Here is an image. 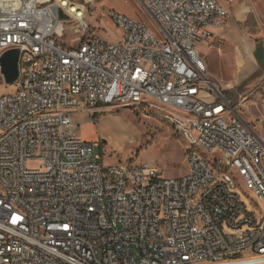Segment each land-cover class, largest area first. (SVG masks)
<instances>
[{
    "label": "built area",
    "instance_id": "built-area-1",
    "mask_svg": "<svg viewBox=\"0 0 264 264\" xmlns=\"http://www.w3.org/2000/svg\"><path fill=\"white\" fill-rule=\"evenodd\" d=\"M99 1L0 0V58L20 51L0 92V264H264V80L231 98L196 49L231 11L139 0L158 33L110 9V40L87 21ZM114 105L161 114L189 171L105 166L72 115Z\"/></svg>",
    "mask_w": 264,
    "mask_h": 264
},
{
    "label": "rangeland",
    "instance_id": "rangeland-1",
    "mask_svg": "<svg viewBox=\"0 0 264 264\" xmlns=\"http://www.w3.org/2000/svg\"><path fill=\"white\" fill-rule=\"evenodd\" d=\"M110 9L142 19L158 33L157 23L139 0H100L87 21L100 28L107 39L121 36V30L109 17ZM76 40L71 31L61 39L67 45H74ZM259 46L264 49V0H237L227 24L212 29L211 36L199 42L196 49L207 64L213 84L234 98L235 91L264 80V61L259 63L256 57ZM15 89V84L0 85L1 93ZM72 117L79 138L101 144L97 152L102 154L105 166L133 161L159 170L165 178L181 177L189 171L186 140L151 109L114 105L95 114L80 110ZM30 165L38 167L37 163ZM242 188L253 196L246 184L242 183Z\"/></svg>",
    "mask_w": 264,
    "mask_h": 264
},
{
    "label": "water",
    "instance_id": "water-1",
    "mask_svg": "<svg viewBox=\"0 0 264 264\" xmlns=\"http://www.w3.org/2000/svg\"><path fill=\"white\" fill-rule=\"evenodd\" d=\"M256 57L259 63L264 61V49L261 46L257 48ZM19 61L20 51L18 49H11L0 58V64L8 84H14L19 78Z\"/></svg>",
    "mask_w": 264,
    "mask_h": 264
},
{
    "label": "crops",
    "instance_id": "crops-1",
    "mask_svg": "<svg viewBox=\"0 0 264 264\" xmlns=\"http://www.w3.org/2000/svg\"><path fill=\"white\" fill-rule=\"evenodd\" d=\"M224 6H226L228 9H230V11H231V9H232V5L237 1V0H235L234 2H232V3H229L227 0H219Z\"/></svg>",
    "mask_w": 264,
    "mask_h": 264
},
{
    "label": "bare ground",
    "instance_id": "bare-ground-1",
    "mask_svg": "<svg viewBox=\"0 0 264 264\" xmlns=\"http://www.w3.org/2000/svg\"><path fill=\"white\" fill-rule=\"evenodd\" d=\"M240 63H241V65H243V64H244V62H243L242 60L240 61Z\"/></svg>",
    "mask_w": 264,
    "mask_h": 264
}]
</instances>
